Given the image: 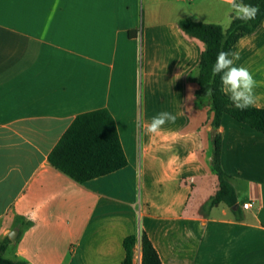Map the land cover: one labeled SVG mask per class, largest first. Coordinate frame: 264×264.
<instances>
[{
	"label": "crops",
	"instance_id": "1",
	"mask_svg": "<svg viewBox=\"0 0 264 264\" xmlns=\"http://www.w3.org/2000/svg\"><path fill=\"white\" fill-rule=\"evenodd\" d=\"M183 19L231 23L225 0H0L6 259L123 264L124 240L144 232L162 264H264V134L228 114L222 165L241 219L224 204L201 211L219 190L209 156L214 112L197 105L189 79L207 46L180 28ZM235 51L236 64L264 82V23ZM255 91L253 107L264 109V83ZM100 109L113 117L128 165L80 185L49 155L78 115ZM162 111L176 122L149 134ZM139 256L138 244L134 264Z\"/></svg>",
	"mask_w": 264,
	"mask_h": 264
},
{
	"label": "trees",
	"instance_id": "2",
	"mask_svg": "<svg viewBox=\"0 0 264 264\" xmlns=\"http://www.w3.org/2000/svg\"><path fill=\"white\" fill-rule=\"evenodd\" d=\"M245 3L259 5L260 12L256 19L243 23L231 17L228 28L183 19L180 28L190 37L197 38L207 46L194 73L189 79L195 80L197 105L210 106L214 112L212 130L210 132V167L219 180V190L203 206L202 213L208 214L213 208L224 204L232 210L237 219L240 217L236 191L222 165V134L220 127L225 114L236 121L246 124L264 134V109L251 107L240 111L233 107L226 95L221 91L220 77H212L211 68L217 54L221 50L235 51L238 41L258 32L264 23V0H244ZM199 73V77L195 75ZM207 89L212 95L203 97ZM49 163L58 171L68 176L80 185L107 176L125 168L128 165L116 123L106 109L78 115L61 140L49 155ZM30 223H24L23 227ZM11 241L4 240L0 244V264H26L4 257ZM140 245L141 264H162L156 249L144 232L132 235L124 240L126 257L123 264H134L135 249Z\"/></svg>",
	"mask_w": 264,
	"mask_h": 264
},
{
	"label": "clouds",
	"instance_id": "3",
	"mask_svg": "<svg viewBox=\"0 0 264 264\" xmlns=\"http://www.w3.org/2000/svg\"><path fill=\"white\" fill-rule=\"evenodd\" d=\"M225 3L228 5V14L243 23L255 20L260 12L259 5L245 3L244 0H225ZM239 59V52L219 51L215 63L212 65L211 74L213 78L219 75L220 91L228 97L231 105L244 111L256 105L259 97L255 90L261 87L264 82L257 81L249 68L237 65L236 61ZM195 76L199 77V73L197 72ZM211 95L212 90L207 89L203 97ZM176 119V115L170 112H159L147 123L146 130L149 134L156 135L165 124L175 123ZM186 234L189 237H194L191 229H187Z\"/></svg>",
	"mask_w": 264,
	"mask_h": 264
},
{
	"label": "water",
	"instance_id": "4",
	"mask_svg": "<svg viewBox=\"0 0 264 264\" xmlns=\"http://www.w3.org/2000/svg\"><path fill=\"white\" fill-rule=\"evenodd\" d=\"M17 235H18V231L17 230H14L11 234H10V239L12 240V241H14L15 239H16V237H17Z\"/></svg>",
	"mask_w": 264,
	"mask_h": 264
},
{
	"label": "built area",
	"instance_id": "5",
	"mask_svg": "<svg viewBox=\"0 0 264 264\" xmlns=\"http://www.w3.org/2000/svg\"><path fill=\"white\" fill-rule=\"evenodd\" d=\"M244 208H245V209H249V208H251V204H245V205H244ZM138 259H139V264H141V257L139 256Z\"/></svg>",
	"mask_w": 264,
	"mask_h": 264
},
{
	"label": "rangeland",
	"instance_id": "6",
	"mask_svg": "<svg viewBox=\"0 0 264 264\" xmlns=\"http://www.w3.org/2000/svg\"><path fill=\"white\" fill-rule=\"evenodd\" d=\"M136 264H139V259L138 258L136 259Z\"/></svg>",
	"mask_w": 264,
	"mask_h": 264
}]
</instances>
